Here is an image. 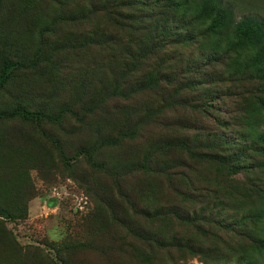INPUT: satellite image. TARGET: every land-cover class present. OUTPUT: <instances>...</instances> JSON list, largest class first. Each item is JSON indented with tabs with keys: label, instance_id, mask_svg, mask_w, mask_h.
<instances>
[{
	"label": "rangeland",
	"instance_id": "rangeland-1",
	"mask_svg": "<svg viewBox=\"0 0 264 264\" xmlns=\"http://www.w3.org/2000/svg\"><path fill=\"white\" fill-rule=\"evenodd\" d=\"M95 1L97 6L101 3ZM224 1L231 5L233 22L255 12L264 17L261 0ZM24 2L0 0L9 16L16 15L21 23V27L14 29L13 41L26 47L24 54L29 61L22 63L33 67L6 80L4 89H0V106L14 107L9 94L16 99L25 95L28 100H41V95L48 93L54 103L60 99L66 104L72 103L76 95L85 99L98 97L103 83L95 75H76L75 68L86 64L89 56L95 62H103L110 46H104L105 50L99 45L79 47L74 54L73 41L68 42L64 35L104 29L107 36L119 39V34L123 36L130 30L128 25H138L142 13L136 8L113 5L108 15L94 11L88 17H80L79 13L89 8L88 0H39L27 8ZM13 3L10 9L8 6ZM176 9L184 14L183 7L178 5ZM186 12L190 14L188 9ZM34 14L41 17L34 19ZM4 25L7 23L1 22ZM230 33L229 28L217 26L209 31L206 20L193 21L188 30L191 41L163 42L158 55L152 56L153 62L168 55L179 59L166 60L168 66L162 68L163 74L173 69L191 70L188 76L192 82L179 92L189 104L176 105L166 113L170 121L185 117L191 123L183 127L170 125L169 120L164 127L148 123V134L187 137L197 147L193 153L178 147L161 149L158 155L170 160L171 165L160 175H142L128 169L118 182L132 198L133 206L111 186L113 178L89 162L117 164L119 172L136 162L139 156L133 148L147 143V134L131 141L101 144L96 140L99 132L94 123L87 122L85 126L69 115L60 119L59 124L18 116L0 119V208L9 210L16 202V209H10L12 217L0 211V264H264V156L250 151V157H238L234 165L226 164L216 155L226 156L240 146L218 147L219 142L208 138L209 130L236 139L248 130L254 131L250 130L249 112L254 104L253 95L258 94L254 92L257 80L252 77V67L244 70L245 47L225 49L224 39ZM56 42L64 48L57 49V58L64 54L70 58L63 64L65 67L58 69L47 61L48 45ZM217 45L219 48L215 49ZM159 85L167 86L166 82ZM147 96L150 95L134 98L156 102ZM112 101L117 102L118 98ZM104 103L112 104L107 100ZM156 106L155 103L153 108ZM98 118V114L94 115V119ZM116 121L118 124L119 120ZM257 129H264V124ZM100 133L106 134L107 130ZM56 140L62 145L66 160L75 158L80 163L73 162L68 168V162H60ZM93 144L96 150L90 148ZM205 145L209 147L204 148ZM76 148L91 150L88 160L74 152ZM178 161L183 163L179 165ZM78 168L85 171L87 185L79 176L72 175ZM91 186L107 199L108 205L93 198L91 190H87ZM50 200L52 205L48 204ZM170 204L178 206L180 216L167 214L145 220L133 212L134 206L150 210ZM141 231H157L167 244H150L136 236ZM173 242L180 246L168 245Z\"/></svg>",
	"mask_w": 264,
	"mask_h": 264
},
{
	"label": "trees",
	"instance_id": "trees-1",
	"mask_svg": "<svg viewBox=\"0 0 264 264\" xmlns=\"http://www.w3.org/2000/svg\"><path fill=\"white\" fill-rule=\"evenodd\" d=\"M39 0H26L24 2L25 7L32 6ZM264 2V0H261ZM260 2V3H261ZM88 7L85 12L79 13L80 17H88L91 12H104L108 15L110 9L119 5V7L127 6L128 8H136L142 16L137 20L138 25H128L130 29L127 34L120 36L119 39L116 36L111 37L105 34V30H88L85 33L79 32L74 35L65 34L64 36L69 41H73L71 52L77 53L76 49L79 47H87L89 45L110 46L108 47V53L103 58V62H95L93 56H89L87 63L84 65H78L75 68L76 75L82 73L86 76L95 75L99 81L102 82L101 92L98 93V97L94 95L87 97L86 99L80 95L75 96V100L72 103L66 104L63 100L54 103V98L49 96L48 93L41 95V100H37L36 97L27 99L25 95L19 98H14L11 94L9 97L14 100V107L7 108L0 106V119L12 118L18 116L24 120L54 122L59 124V120L66 117V115L73 116L78 122L88 125L87 122L94 123L95 129L98 133L96 140L99 143L106 142L110 144L114 141L124 142L125 140L131 141L137 136L142 134L148 135V142L141 145V148H133L137 154L138 159L132 164H127L119 172L117 164L111 165L104 161L95 163L89 162L91 166L97 167L98 170L109 174L110 178H113L111 186L117 192V194L126 201L130 202L132 198L128 197L124 192L123 186L119 184V179L126 175V171L130 168L134 169L137 174L151 173L162 174L170 168L171 162L167 159L161 158L158 155L159 151L168 147L182 148L185 151L193 153L194 140L182 138L183 136H164L156 135L150 136L146 129L148 123H153L164 127L165 122L169 120L170 125L183 127L184 124H190L189 119L185 117L173 118L170 121L169 117H166V113L175 108L176 105H188L189 102L180 96V90L185 86H188L192 79L188 74L191 72L189 68L185 71L170 70L167 73H162L163 67H166V60H175L179 62L176 56L168 55L164 57L162 61L153 62L152 56H157L159 47L163 42L168 43H183L191 41L188 34L189 27L193 21L203 22L208 21V30L213 31V27L229 28L231 33L224 39L225 49L245 47L247 63H243L244 70L252 67V77L257 82L254 84L257 87L254 88V92L258 94L253 95L254 104L252 105V111L249 112V120H251L250 130L245 135L236 139L232 137H222L216 134V131H210L208 138L212 141L219 142L220 145H224V148L231 146H240V148L234 152L229 153L226 156L216 155L218 158H223L224 163L232 164L238 161V157H250L249 152L261 153L264 156V129H257V127L264 124V17L255 12L250 15H244L240 17L236 22H233L232 9L229 3L224 0H101V3L97 6L95 0H88ZM140 6L137 8V6ZM183 7L184 14L176 12L177 6ZM10 9L13 5L8 6ZM97 7V8H96ZM145 9L143 12L140 9ZM187 9L190 14L187 13ZM113 10H111L112 12ZM137 12V13H138ZM71 13V12H70ZM39 15L34 14V19H38ZM125 17V16H124ZM145 19H144V18ZM73 19V18H72ZM16 15L9 16L3 6L0 4V55L2 57L3 68L0 73V89H4V85L10 76H14L17 72H25L29 68H33L25 64L28 57L24 52L27 50L25 46L20 47L15 41H13L16 26L21 24L17 21ZM5 21L7 25L1 26V22ZM7 27L4 31L3 28ZM21 27V25L19 26ZM41 29V28H40ZM39 29V30H40ZM38 30V34H39ZM41 36V35H40ZM39 36V37H40ZM232 45H231V44ZM231 47L228 48L230 45ZM53 45V46H52ZM49 47L50 57L48 63L49 66L57 68L65 67L63 64L69 62L68 57L64 54L62 57L57 58V49L62 51V43L56 42ZM77 45V47H76ZM214 47V46H213ZM215 49L219 48L217 45ZM19 51L17 55L15 53ZM23 54H20V53ZM16 59V62L14 61ZM23 60L25 63L23 64ZM169 62V61H168ZM168 66V65H167ZM171 67V66H170ZM169 67V69H170ZM163 68V69H162ZM17 70V71H16ZM83 75V76H84ZM180 78L181 80H179ZM49 79V78H48ZM50 80V79H49ZM51 81V80H50ZM180 81V82H179ZM161 82H166L167 86L160 87ZM50 83V82H48ZM169 85V87H168ZM168 87V90H167ZM45 88V86H43ZM149 94L146 98L156 100V102H145V98L136 99V95L139 97L143 94ZM138 97V98H139ZM118 98L117 102H113L112 99ZM134 98V99H133ZM120 102V100H125ZM110 101V104L115 110H112L109 104H105L104 101ZM129 100V101H127ZM24 105H21V103ZM104 103V104H103ZM156 107L153 108V106ZM27 105V106H26ZM171 108V109H170ZM99 115L98 119H94V115ZM166 118L165 120H163ZM119 120L118 124H115ZM187 125V126H188ZM111 127L113 128L111 130ZM102 130H107V133H100ZM116 133V135H114ZM249 133V134H248ZM250 138L245 144L246 139ZM56 146L58 150V158L60 162L67 163V167L70 168L73 162L80 163V160L72 158L66 160L63 155V147L58 140H56ZM215 142V143H216ZM101 143V144H102ZM214 143V144H215ZM208 144V143H207ZM209 144V145H214ZM245 144V147L243 145ZM137 146V145H135ZM205 145L204 148H208ZM91 149L96 150L95 144ZM132 148V147H130ZM91 151V150H90ZM90 151L83 148H76L74 152H80L79 154L87 157L90 155ZM78 158L79 155L77 156ZM136 157V156H135ZM210 158H214L210 156ZM70 161V162H69ZM243 161V160H242ZM179 165L183 162L178 161ZM244 162V161H243ZM120 163V162H119ZM264 166V162L261 163ZM234 168V167H233ZM72 171V170H70ZM178 175V173H175ZM74 177L79 176L80 179L86 182V173L84 170L78 168L77 171L72 174ZM182 173L179 172V177ZM77 178V177H76ZM160 181H158L159 183ZM91 190L93 198L97 199L104 204L108 203L101 197L96 190V187H88ZM107 196L109 193V187L107 188ZM53 201L48 202L52 205ZM130 205H134L130 202ZM1 206V205H0ZM16 202L10 206L11 210L16 209ZM135 213L141 216L142 219L148 220L150 218L162 217L163 215L171 214L180 216V209L176 205L170 204V206H161L148 208L144 206H134ZM7 208H0L2 214L7 217H12L14 214ZM182 220H186V217L182 216ZM150 244L158 246H165L167 243L164 237L157 231L153 233L139 232L136 235ZM166 244H165V243ZM171 246H180V244H168Z\"/></svg>",
	"mask_w": 264,
	"mask_h": 264
}]
</instances>
